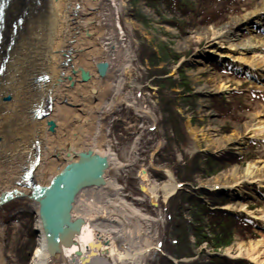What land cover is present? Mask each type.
<instances>
[{"label":"rangeland","instance_id":"obj_1","mask_svg":"<svg viewBox=\"0 0 264 264\" xmlns=\"http://www.w3.org/2000/svg\"><path fill=\"white\" fill-rule=\"evenodd\" d=\"M61 2L42 0L41 8L29 11L21 24L22 42L15 40L10 48L11 66L6 67L4 79L10 84L6 102L15 108L20 105L19 109L23 108L28 84L33 83L43 69L52 72L46 59L56 41L57 15L69 1ZM123 2L125 8L119 13V21L135 57L130 73L135 81L129 86V78H126L119 97L123 105L105 116L100 131L120 161L129 167L128 172L118 176L124 198L157 220L151 222L150 234L141 232L151 243L143 264H227L229 261L264 264V244L255 255L259 262L240 255V247L249 248L251 244L264 241V219H261L264 200L251 198L259 197L257 191L251 192L257 190L256 185L264 189V183L244 181L236 190L222 191L229 185L219 179L232 168L243 171L250 164L257 166L264 179V138L249 134L239 144L215 143L207 150L209 140L201 135L208 133L212 142L226 140L244 130L251 116L264 114V89H260L264 80L256 85L251 80V76L264 78V58H252L256 55L252 52L240 56L231 51V43L218 42L209 35L233 19L244 17L260 0H182L189 3L188 7H181L179 0H160L157 5L150 0ZM24 7L18 9V14L13 13L12 24ZM69 13H66L68 20L73 16ZM126 19L133 20L135 26L130 28ZM261 22L264 23V18ZM7 25L0 48L9 46L12 40L11 24ZM239 33L244 40L252 37L247 31ZM256 35L264 37V29ZM241 39L236 43H241ZM258 54L263 56L264 52ZM6 55H2V61ZM237 55L247 58L248 62L238 59ZM56 70L59 76L60 68ZM114 88L116 84L104 92V102L115 100ZM38 101L36 97L30 108L25 106L24 112L31 116ZM125 103L135 104L140 112L136 113L133 106L127 107ZM59 106L69 107L67 104ZM144 112H150V117H143ZM50 117L46 114L39 120ZM143 121L148 124H142ZM58 123L67 124L62 119ZM154 124L156 129L150 131ZM190 128L197 131L201 143L197 150ZM19 129L26 134L30 126L24 124ZM67 129L70 134L78 130L89 137L94 133L88 126L77 129L72 125ZM43 130L47 132L46 128ZM133 147L138 160L130 163L129 153ZM142 169L148 170L144 184L154 191L156 201L148 192L141 191L143 182L138 172ZM166 171L173 174L175 182L183 184L176 187L170 197H166L163 190L164 184L170 181ZM110 173L119 174L113 168ZM198 187L200 189H196ZM237 190L242 198L231 200L228 195H234ZM29 204L27 200H16L0 207L3 264L33 262L39 235L34 232L37 221ZM113 215L122 216L116 212ZM129 227L135 231L134 225L124 224L117 229L127 231ZM229 235L232 236L230 244L216 251L215 244ZM143 247L147 249V243ZM214 253L222 256H213Z\"/></svg>","mask_w":264,"mask_h":264},{"label":"bare ground","instance_id":"obj_2","mask_svg":"<svg viewBox=\"0 0 264 264\" xmlns=\"http://www.w3.org/2000/svg\"><path fill=\"white\" fill-rule=\"evenodd\" d=\"M52 1L56 4L62 3V0ZM68 1L64 11L57 15L56 41L46 59V64L52 72L43 69L38 74V76L51 75L50 80H34L33 83L28 84L29 91L27 98L24 99L22 109H19L22 105L15 108L11 103L6 102L9 98L10 84L4 79L7 72L0 75V199L12 190L25 195L21 196L20 199H25L29 195V189L21 183L18 184L26 170L33 168L35 182L47 185L52 177L65 166L66 162L69 163V158L72 157L71 161H77V155L82 150L91 148L100 155L106 156L110 161V167L116 169L119 174L113 176L108 170L104 188H88L77 196L73 217H83L87 225L77 236L76 245L65 252V262L66 264H81L80 258L76 256L77 251H81L84 257H89L91 251H95L96 254L91 255L89 264H143L145 254L151 248V243L142 237L141 232L150 234L151 222L157 220L138 209L134 202H128L124 198L125 195L123 196L122 193L124 188L119 184L118 176L121 177L123 173L128 172L129 167L120 161L112 149L111 143L105 141L100 131L104 126L105 116L112 114L116 107L123 105L119 97L122 96V88L126 83V78H129V86L135 81L130 77L134 68L133 59L135 57L131 43H127L124 38L119 21V13L125 8V4L123 0ZM23 6L30 7V11H33L32 7L35 6V3L33 0H10L9 8L7 6L5 8V33L8 30L7 24H11V32L14 31V26L11 23L12 17L14 14H18V9H22ZM70 10L72 12L69 13ZM67 12L73 15L69 20ZM263 18L264 0H260L253 10L244 17L233 19L230 24L214 30L209 35L218 42L228 41L231 43V51L240 56L252 52L256 54L252 58H264V55L258 54L264 52V37L256 35L264 29L262 27L264 23L261 22ZM255 19L256 22L253 21ZM126 20L130 28L135 26L133 20ZM239 31H247L252 37L248 40L241 39L243 35ZM22 33L14 35L16 38L18 37L19 43L22 42ZM239 39L243 41L236 43ZM11 52H8V45L5 48H0V64L2 63V55L11 54ZM65 54L72 57L71 62L67 65L62 64L65 60L63 58ZM238 59L246 60L247 58L239 57ZM105 60L109 61L110 72L103 79L98 77L95 64ZM246 61L248 62V60ZM10 66L11 61L9 59L7 68ZM58 67L60 68L59 76L56 73ZM72 68L75 70L83 68L89 71L92 75L91 80L81 83L79 74L73 75L71 73ZM69 75L73 78L71 88L69 81L66 82ZM251 80L256 85L264 78L251 76ZM113 84H116V88H114L116 99L110 103L104 102L102 96ZM260 89H264V82H262ZM128 95L130 96V92ZM36 97L39 98V101L35 102L36 107L34 106L35 108L31 111L32 115L29 116L30 113L28 115L24 110L30 108L29 105L36 100ZM46 97L52 99V108L46 112L51 117L41 121L39 120L41 117H35L34 111L41 103L45 104L46 102L47 105ZM60 104H67L69 107L63 109L59 106ZM130 104L125 103L127 107L131 106ZM200 106L204 107L203 105ZM251 117L252 120L244 130L238 131L226 140L212 142L208 133H202L204 139L209 140L207 141L209 143L207 150L211 149L215 143L218 145H227L230 142L239 144L249 134L251 137L264 138V114ZM59 119L67 124L58 123ZM24 124L30 126V130L26 134H22L19 129ZM72 125L77 129L81 126H88V128L93 129L94 133H91V137L83 135L82 131L78 133V130L70 134L67 127L70 128ZM45 128L47 132L43 130ZM190 132L194 134L197 147L195 150H197L201 147L197 131L190 128ZM90 140L92 143H89ZM129 154L130 160L128 161L130 163L138 160L135 147ZM166 172L170 181L164 184L163 190L165 196L170 197L176 190V183L173 174L170 171ZM138 176L143 181L148 179V176L142 175V173ZM219 179L223 181V184L229 185L225 187L230 191L236 190L244 181L255 182V184L264 183V179L255 164H250L243 171L237 167L232 168L221 175ZM143 187L145 193L148 192L156 201L157 196L154 191L151 192L146 186ZM29 207L34 212L38 210L33 202L29 204ZM115 212L122 216H114ZM262 213L261 219H264V209ZM144 223L147 224L146 229H144ZM124 224L125 226L134 225L135 231L130 227L127 231L117 229ZM36 228L39 230V244L31 264H57V260L50 259L46 252L39 218H37ZM100 237L101 240L105 241L102 248L94 250L89 248L90 243L100 241ZM144 243H147V249L143 247ZM263 244L264 241H259L256 244H251L249 248L240 247V255L251 257L259 262L255 255L258 247ZM3 263L4 257L0 251V264Z\"/></svg>","mask_w":264,"mask_h":264},{"label":"water","instance_id":"obj_3","mask_svg":"<svg viewBox=\"0 0 264 264\" xmlns=\"http://www.w3.org/2000/svg\"><path fill=\"white\" fill-rule=\"evenodd\" d=\"M3 5H6L8 0H2ZM72 57L67 55L63 65L71 62ZM97 75L100 78H105L109 72L110 64L108 61L95 64ZM77 71V72H76ZM73 75L79 74L81 83H86L91 80L92 75L89 71L83 68L75 70L72 68ZM68 80L73 85V78L68 76ZM48 102H52L51 97ZM68 159L65 166L56 173L47 185L36 183L34 176L25 181L29 189L27 199L37 206L35 212L41 223V229L46 245V252L50 259L57 260V264H66L65 252L76 245V238L87 225L83 217H73L75 202L77 196L88 188H98L106 186V174L110 168V161L106 156L93 151L90 148L82 150L76 160ZM146 174L145 171L142 172ZM33 174L29 172L28 175ZM25 196L16 190L8 191L5 196L0 199V206L5 205L13 200L20 199ZM36 232L39 230L35 228ZM105 244L104 240L90 243L89 248L100 249ZM96 254L91 251V255ZM84 257L81 251L76 252L81 260V264H89L90 258Z\"/></svg>","mask_w":264,"mask_h":264},{"label":"trees","instance_id":"obj_4","mask_svg":"<svg viewBox=\"0 0 264 264\" xmlns=\"http://www.w3.org/2000/svg\"><path fill=\"white\" fill-rule=\"evenodd\" d=\"M150 1H151V2H154L155 5H157V4L160 3V0H150ZM166 1H169V0H166ZM170 1H171V0H170ZM151 2H150V3H151ZM179 2H180V6H181V7H188V5H189V3L187 4V2H182V0H179ZM191 7H192V6H191ZM231 241H232V236L229 235V237H228L226 240H224V241H222V242H219V243L215 244L214 248H215V250L217 251V250H219L220 248L229 245ZM231 263H232V261H229L227 264H231Z\"/></svg>","mask_w":264,"mask_h":264}]
</instances>
